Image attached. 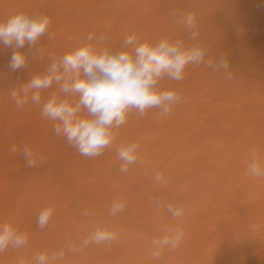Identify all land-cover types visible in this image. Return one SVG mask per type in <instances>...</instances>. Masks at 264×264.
I'll use <instances>...</instances> for the list:
<instances>
[{
    "label": "bare ground",
    "instance_id": "bare-ground-1",
    "mask_svg": "<svg viewBox=\"0 0 264 264\" xmlns=\"http://www.w3.org/2000/svg\"><path fill=\"white\" fill-rule=\"evenodd\" d=\"M35 1L46 6L38 9L20 0H0V22L21 12L47 16L50 21L47 31L60 42V46L52 49L41 38L33 47L25 44L21 51L28 57L27 64L16 71L8 67L12 48L0 44V134L12 138L11 134L22 133L15 129L20 128L27 134L40 133L43 138L32 149L41 170L25 167L21 155L7 161L5 151L14 153L10 151L13 145L10 141L6 148H0V204L5 207L0 224L9 223L27 233L29 243L27 251L9 248L0 253V264H35V255L45 253L51 258L62 248L63 259L52 264H81L85 256L90 260L91 254L95 256L94 263L100 264H264V177L251 175L247 168L253 155L264 159V121L258 122V110L253 108L244 114L241 109L245 104L264 105V42L256 39L257 34L264 33L261 16L264 0L253 4L240 0L237 4L235 0H200L202 7L192 4L193 0ZM163 1L172 4V10L194 13L196 23L214 35V40L209 41L206 32L198 30L199 40L209 45L210 54L220 48L231 53L228 57L231 81L225 80L222 72H214L202 64L191 65L201 81L196 88L221 86L210 101L200 93L198 104L217 103V107L234 109L231 122L224 121L226 127L236 130L231 145L224 137L212 136L200 146L199 142L189 141L177 125L175 130L169 129L174 136L170 140L163 125L172 112L162 116L157 108L147 110L143 116L130 111L126 122L115 130L113 145L98 157L74 152L64 138L60 142L52 140L48 145L44 140L48 134L44 133H49L46 129L53 122L30 100L23 107H16L10 91L43 72L49 54L60 56L75 49L86 42L89 33L108 37L98 47L117 49L133 33L141 42L152 44L165 37L186 38L178 29L183 26L179 18L159 11ZM232 4L235 13L230 15L224 7ZM64 8L72 16L62 20L57 14ZM83 8L86 13H82ZM252 14L257 17L256 23L248 20ZM256 54L262 56L263 62L257 61ZM168 83L169 79L164 78L160 87ZM54 90L55 85L42 95L47 97ZM185 102V110L176 112L180 116L177 121L186 120L184 123L190 113L200 116L192 108L195 103ZM151 120L157 126L143 125ZM133 142L139 145V159L129 165L127 173H121L117 147ZM202 151L206 152L205 159ZM168 169L179 177L164 176ZM155 171L162 173L160 183L154 180ZM133 184L137 187H132ZM156 199L161 201L159 206L153 202ZM169 199L182 207L183 216H171L166 208ZM116 200L123 201L124 208L110 215V207ZM48 207L53 209L49 226L34 227L39 212ZM24 213L30 216L25 217ZM221 216L231 218L228 227L220 226ZM97 227L115 232L116 239L81 247V242ZM177 227L184 232L180 245L174 251L164 248L161 257L154 259L153 240ZM231 231L246 236L237 237ZM68 240L74 241L79 251H68L65 247ZM187 252L193 257L184 260L182 256Z\"/></svg>",
    "mask_w": 264,
    "mask_h": 264
},
{
    "label": "clouds",
    "instance_id": "clouds-1",
    "mask_svg": "<svg viewBox=\"0 0 264 264\" xmlns=\"http://www.w3.org/2000/svg\"><path fill=\"white\" fill-rule=\"evenodd\" d=\"M187 31L186 38H161L155 44L141 42L136 34L127 36L120 48L98 47L108 40L104 34L89 33L86 42L60 56L49 54L48 66L36 73L19 87L10 91L16 107H23L29 100L41 107V114L53 122V133L65 139L69 147L80 155L95 158L113 145L115 130L126 122L130 111L143 116L147 110L159 109L162 116L169 115L183 98L174 89L160 87L162 79L180 82L184 79L188 65H201L214 72H222L224 79H233L230 61L224 54L212 55L208 46L199 40L194 13H171ZM174 22H177L174 20ZM47 16L18 13L0 22V44L12 48L9 69L16 71L27 64L28 57L21 51L25 44L33 47L49 27ZM96 41L97 43H91ZM40 53L44 49H39ZM55 85L47 97L42 94ZM139 145L135 142L117 147V158L122 162L121 173H127L129 165L138 161ZM12 152H19L25 167L35 168L38 157L28 144H13ZM248 172L255 177H264V159L253 155L247 164ZM162 173L154 172V180L160 183ZM157 206L161 201H153ZM124 202L113 201L109 213L122 211ZM167 211L173 218L183 216V209L168 203ZM53 214L51 207L42 209L37 216V226H49ZM85 215L88 213L85 212ZM184 237L182 228L166 230L159 239L153 240L152 256L159 259L164 248L175 250ZM116 239L115 232L106 227H97L81 242V247L90 243L100 244ZM28 243L27 233L20 232L9 223L0 224V253L9 248L21 249ZM68 251L77 252L74 241H66ZM62 248L51 258L40 253L34 256L35 264H52L63 259Z\"/></svg>",
    "mask_w": 264,
    "mask_h": 264
},
{
    "label": "rangeland",
    "instance_id": "rangeland-1",
    "mask_svg": "<svg viewBox=\"0 0 264 264\" xmlns=\"http://www.w3.org/2000/svg\"><path fill=\"white\" fill-rule=\"evenodd\" d=\"M21 1L31 3L32 6H34L35 8H38V9L46 6V4H44L40 1L20 0V2ZM175 1H178V0H175ZM180 1L182 2L183 0H180ZM240 1L241 2L247 1L248 3L253 4V3L257 2L258 0H240ZM240 1L235 0L236 4L240 3ZM58 2H60V0H58ZM192 4L198 5V7L203 6V3L200 0H193ZM171 7H172V4H169L166 1H163L159 5V11L163 12V14L168 15L169 13L171 14L173 12ZM234 7H235V5L232 4V5H226L224 8L228 12V14L233 15L235 13ZM252 7L254 8V5H252ZM63 10L64 11H59L57 16L59 17V19H62V20L69 19L72 16V13H70V10H67L66 8H64ZM184 11H185V9H184ZM86 12H87V10L85 8H83L82 13H86ZM152 15H154V14H152ZM261 16H262V18H264V12L261 14ZM248 20L253 22V23H256L257 17H256V15L253 16V14H252V15H250ZM196 24H197L198 30H200V33L206 32V34L209 38V41L214 40L213 34H211L205 28L202 29L201 24L199 22H197ZM178 29H180L181 35L187 37V31L184 28V26H182V27L180 26V28H178ZM226 33H229V31H226ZM42 37H41V40H43L42 42L49 49L60 46V42L55 41V39L53 38V36H51V33L49 31H47V33ZM256 39L264 42V33L257 34ZM207 46L209 49V45H207ZM217 54H224L227 57H229L231 55V53L228 51H225L224 48H220L217 52L214 53V55H217ZM256 59L260 63L263 62V58L259 54H256ZM202 66H204V65L202 64ZM195 71L196 70L193 66L188 65L185 69V76H184V79L182 81L175 82V81L169 80V83L166 85V87L162 88V89H166V88L174 89L183 98L182 102L179 105H177L176 108H174L172 113L169 115L170 118L165 120L164 125H163L164 131L166 132L165 134H169L170 128L175 130V125H177L180 128V130L183 132L184 136L187 137L189 141L199 142L200 146H203L205 144V141L208 140L212 136H219L222 138L224 137V139L226 140V143L231 145L230 144L231 139H232L233 134L236 133V130L233 128L226 127V123L224 124V121L231 122V120L233 119L234 114H235L234 109L233 108L227 109V108L217 107L216 106L217 103L216 104L209 103V105H207V106L199 105L198 103L201 102L200 98H201L202 93L204 94L203 99H205L206 101H210L213 97H215L220 92L219 90H220L221 86L216 84L215 89H211V88L199 89V88H196L198 82L201 83V81L198 80L199 77L195 74ZM4 73H7L6 69H4ZM186 100L191 101V103H195V105L192 108L194 110V113H196V114L200 113V116L196 117L190 113V115L186 116L189 119L187 120L186 123H184L186 120L183 122L177 121L180 116H178L176 114V112H178V111L182 112L185 110V108L187 107V105H185ZM253 108H254V110H258V114H257L258 115L257 116L258 122L259 121L263 122L264 121V105L245 104L244 106L241 107L244 114L247 113L248 111L252 110ZM175 118H177V119H175ZM182 123H184V124H182ZM143 125L145 127L157 126V124H154L153 120H151L150 122L144 123ZM15 129L21 130L22 133H13V134H11L12 138L8 137V135L6 136L3 134H0V148H6L7 142L10 141L12 144H15L17 146H20L22 144H28L33 149L36 147L35 145L37 143H40L43 140L40 133H35V134L31 135V134L24 133V129H20V128H15ZM225 131L227 132V134L229 131H231V132H229L228 135L227 134L225 135L224 134V133H226ZM46 132H49V133H44V134H48V137L44 140L46 142H48V145L50 144V142L52 140H56L57 142H60L63 139L62 137H58V136L54 135L53 126L47 128ZM218 132H220L221 135L218 134ZM226 136H227V138H225ZM170 137H171L170 140L174 139L173 135H170ZM232 141H234V139H232ZM74 152H77V151L74 149ZM202 153H201L203 155L202 159H205L206 152L202 151ZM202 155H201V157H202ZM5 157H6L7 161L12 162L15 159L20 157V153L19 152L10 153L9 151L8 152L5 151ZM31 169L41 170L43 168L41 167V165L39 163H37V166L35 168H31ZM163 175L166 177L174 178V179H177L179 177V175L174 173V171L172 169L166 170V172ZM132 187L136 188L137 185L133 184ZM169 203H171L170 199H169ZM4 212H5V207L0 204V217L4 214ZM24 215H25V217L30 216V214H28V213H24ZM229 221H231V218L229 216L218 217V222L222 228L228 227L230 225ZM35 225L37 226V220L34 223V227H35ZM235 231H231V232H232V234H236L237 237H243L244 238L246 236V235H244L243 232L238 233ZM28 245H29V243H27V245L22 249L27 251ZM117 249H119V248H116V250ZM105 251H108V250H105ZM189 256L193 257V256H191V252L184 253V255L182 257L184 258V260H187V258ZM89 257H90V260L85 256L82 259L81 264H100V262L94 263V262H96L95 261L96 259H95V256L93 254H91ZM90 261L92 263H89Z\"/></svg>",
    "mask_w": 264,
    "mask_h": 264
}]
</instances>
